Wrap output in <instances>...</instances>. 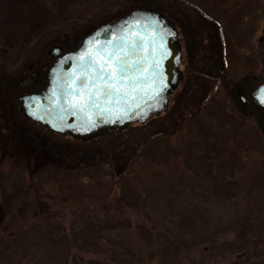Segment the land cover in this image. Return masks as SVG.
Wrapping results in <instances>:
<instances>
[{
  "label": "rangeland",
  "instance_id": "374dc122",
  "mask_svg": "<svg viewBox=\"0 0 264 264\" xmlns=\"http://www.w3.org/2000/svg\"><path fill=\"white\" fill-rule=\"evenodd\" d=\"M149 3L175 13L189 40L166 112L86 140L24 118L17 97L43 86L48 48L71 50L98 25ZM262 30L264 0H0V264H138L121 254L122 241L145 264L187 263L102 223V240L76 246L92 238V218L107 217L101 209L118 195L116 180L138 201L125 214L132 222L146 218L191 245L215 239L199 253L193 247L189 264L255 263L236 254L247 243L235 235L242 217L264 222V110L250 99L264 84ZM203 43L217 45L210 60L198 54ZM84 166L103 174L90 191L67 177ZM63 248L79 259H64Z\"/></svg>",
  "mask_w": 264,
  "mask_h": 264
},
{
  "label": "snow or ice",
  "instance_id": "6c2138e0",
  "mask_svg": "<svg viewBox=\"0 0 264 264\" xmlns=\"http://www.w3.org/2000/svg\"><path fill=\"white\" fill-rule=\"evenodd\" d=\"M164 35V31L157 32L155 27L149 29L146 25L143 31H134L128 25L121 35L113 34L103 42L98 34L92 46L63 60L71 67L57 77L50 110L46 109L48 115H54L68 127L73 124L66 118H75L81 121V129H88L96 127L94 117L115 123L128 119L134 112L139 114L142 105L137 101L145 96L158 102L166 87L162 62L170 55L164 47ZM259 102L264 105V95ZM33 106L40 105L34 102ZM31 115L44 119L36 112Z\"/></svg>",
  "mask_w": 264,
  "mask_h": 264
},
{
  "label": "water",
  "instance_id": "95a60500",
  "mask_svg": "<svg viewBox=\"0 0 264 264\" xmlns=\"http://www.w3.org/2000/svg\"><path fill=\"white\" fill-rule=\"evenodd\" d=\"M137 21L139 24H136ZM153 21H156L155 25L152 24ZM128 25H132L134 31H143L146 25L149 29L155 27L157 32H165L163 43L170 55L166 56L162 62V71L166 87L159 98V101L150 100L148 96H145L143 100L137 101V103L142 105L139 109V114L134 112L128 119L117 121L115 123H105L102 119L94 117V119H96V127L88 129H81V121L75 118H66L69 123L73 124V127H68L67 123L60 124L59 120L56 119L54 115H48L46 109L50 110L49 101L51 100L52 90L58 84L57 77L62 76L63 71L71 67L70 64H63V60L69 56L75 57L81 51L92 46L95 43L98 34L101 42H103L104 40L111 39L113 34L117 36L121 35L122 29ZM47 54L52 59V63L46 70L44 84L41 90L31 94L20 95L17 98V101L22 109L24 117L32 123L40 125L56 135H68L78 140H86L94 136L106 134L109 131L119 132L129 125L135 123L143 124L151 117L166 112L169 98L177 88L181 78L179 69L181 64V47L177 30L174 24L161 12L149 8L133 9L128 14H125L112 22L99 25L88 35L83 37L79 46L74 50L65 51L61 47H53ZM262 89H264V84L254 89L250 95V99L255 106L264 110V105L259 102L261 95H264V93L261 92ZM34 102L39 103V108L33 106ZM32 112H36L37 116H43L44 119H37L31 115Z\"/></svg>",
  "mask_w": 264,
  "mask_h": 264
},
{
  "label": "trees",
  "instance_id": "16d2710c",
  "mask_svg": "<svg viewBox=\"0 0 264 264\" xmlns=\"http://www.w3.org/2000/svg\"><path fill=\"white\" fill-rule=\"evenodd\" d=\"M148 7H153V4L149 3ZM152 5V6H151ZM160 10V7H155ZM48 134H52L48 130L46 131ZM54 135V134H53ZM34 157V156H33ZM33 157H30L31 159ZM33 160V159H32ZM103 176L98 169L91 168V167H77L76 169L67 170V177L71 182H75L78 185H80L82 188H86L90 191L88 188V185L90 183H95L94 181H97L99 177ZM89 182V184H87ZM116 183V184H115ZM112 186L116 187L118 190V195L114 196L110 202H108L109 207L106 205L102 206V211L106 212L107 217L103 220H95L92 218L91 222V237H84L85 240L82 245H76L80 249H85V247L90 246V244L87 245V243L90 241V239L100 241L103 239V236L99 234V231L101 228L96 227V223H102L103 228L109 231H126L129 232L132 235H135L138 240H140L144 245L151 246L156 245L159 248H162L164 251L160 250V253L162 256H164L165 259H169L173 262L180 263L181 261L185 260L189 264L188 259L191 255V250L194 247L197 250V253H199L198 247L199 245L202 246L203 244L205 246H208L209 244H212L213 246H216L213 241L215 239L208 240L206 239V236L201 241V243H194L189 244L187 243L186 239L183 238V236L179 235H173L172 233H169L167 231L162 232L161 230H156V225L152 222H149L146 220V218H142L141 221L136 220L132 222L125 214L126 211H134L137 210V207L139 206L138 201L135 197L134 191L129 187L123 184L121 181H114L112 183ZM112 190V189H111ZM110 190V192H111ZM218 191H222V188H219ZM109 192V193H110ZM36 197V196H34ZM108 198V197H107ZM38 199V197H36ZM107 207V208H106ZM109 208V209H108ZM146 221L149 224H146ZM94 222V223H93ZM148 225V226H147ZM256 227V228H254ZM99 229V230H98ZM241 240H244L247 245L240 247L237 249L236 254L240 255L241 257H247V259H251L256 261L255 263L249 264H256L257 261L260 260V257L264 256V222L262 221H250L247 219H244L242 217L239 221L238 229L236 232V235ZM256 236L258 240L254 241V237ZM253 237V238H252ZM201 238V237H200ZM74 244H77L76 238H73ZM209 243V244H208ZM86 244V246H85ZM116 244L112 243V248H114ZM204 246V247H205ZM120 248V247H119ZM200 248V247H199ZM64 250V256L63 258L66 259L69 258L72 255V261L80 255L77 251H74L76 253H73L71 248H63ZM121 254H123L129 261L136 262L138 264H145L143 258L139 256L130 246L127 242L122 241V250ZM122 255V256H123ZM152 252L147 253L146 255V261L150 262L152 259ZM185 257V258H184ZM79 259V258H78ZM250 261V260H248ZM87 264H102L101 262L89 258L86 260ZM260 264H264L262 261L258 262ZM64 264H68L65 262ZM176 264V263H174Z\"/></svg>",
  "mask_w": 264,
  "mask_h": 264
},
{
  "label": "flooded vegetation",
  "instance_id": "af4514ba",
  "mask_svg": "<svg viewBox=\"0 0 264 264\" xmlns=\"http://www.w3.org/2000/svg\"><path fill=\"white\" fill-rule=\"evenodd\" d=\"M152 6V5H151ZM154 6V5H153ZM156 6H154V8L153 7H146V8H151V9H156V10H158V8H155ZM166 9H164V11H165ZM158 11H160V12H163L162 10H161V8H160V10H158ZM164 13H168V15L170 14L171 15V18L169 17V16H167L166 14H164L165 15V17L167 18V19H169L173 24H174V26H175V28L177 29V32H178V39H179V43H180V47H181V64H180V69H182L183 70V68H184V62H185V57L187 56V52H188V50H187V42L189 41L188 39H186V37H185V35H184V33L181 31V29L180 28H182L181 27V24H182V21L180 22V21H178V17H177V15L175 14V13H173V12H171V11H169V10H167L166 12H164ZM172 19H175V20H172ZM205 19H207V18H205ZM214 24V23H213ZM179 26V27H178ZM213 27L215 26V25H212ZM216 27V26H215ZM215 34H216V36H214L213 35V40H218V39H220L217 35H218V33H217V28H216V32H215ZM221 34H223V32H221ZM263 34H264V30H262L261 31V36L259 37V43L260 44H264L263 42H264V36H263ZM189 36H190V43H191V35L189 34ZM219 43H220V41H219ZM221 45V44H220ZM219 45V49L220 50H222V48H221V46ZM200 52L198 53V54H200V56H202V58L204 59L205 58V56L206 57H208L209 58V60L211 59V58H213L214 56H215V50H217V52H218V48H217V45H216V47H211V46H208V45H206V44H201L200 45ZM52 47H50V48H48V50H47V53H48V51L51 49ZM224 53H228V51H227V49H225L224 47H223V50H222V55H225ZM221 54L220 55H218V58L216 59V61H217V64H218V62H219V64H220V61H221ZM201 58V59H202ZM216 65H214V67H215ZM224 68H227L226 66H222V69L224 70ZM222 69H220V70H222ZM43 80V79H42ZM42 80H41V84H43L42 83ZM41 87H42V85L41 86H39V87H37V88H35L34 90H32V91H30V92H27V93H25V94H29V93H33V92H37V91H39L40 89H41ZM23 95V94H22ZM18 98V97H17ZM240 101L242 102V103H245L246 101H245V99L243 98V96H240ZM18 102V101H17ZM27 120V119H26ZM2 163H3V161H2Z\"/></svg>",
  "mask_w": 264,
  "mask_h": 264
}]
</instances>
